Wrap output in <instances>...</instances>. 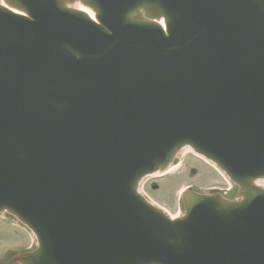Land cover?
Instances as JSON below:
<instances>
[{"label": "water", "instance_id": "95a60500", "mask_svg": "<svg viewBox=\"0 0 264 264\" xmlns=\"http://www.w3.org/2000/svg\"><path fill=\"white\" fill-rule=\"evenodd\" d=\"M6 1L34 22L0 13V211L33 229L41 261L264 264V192L250 184L264 176V78L245 68L264 69L239 58L264 33L228 25L238 0H87L100 26L63 0ZM140 7L167 36L135 20ZM183 142L246 201L190 195L174 223L141 205L135 182Z\"/></svg>", "mask_w": 264, "mask_h": 264}, {"label": "rangeland", "instance_id": "374dc122", "mask_svg": "<svg viewBox=\"0 0 264 264\" xmlns=\"http://www.w3.org/2000/svg\"><path fill=\"white\" fill-rule=\"evenodd\" d=\"M185 154H187V158L182 160L184 163L182 164L180 160L181 163L174 171L173 175L168 176V179L162 182L163 187L155 191L151 197L173 217L176 216L179 211V195L188 186H192L198 190H221L224 192L229 188L227 182L220 176L219 172L212 165L208 164L204 160H201L193 153H190L189 150H186ZM191 155L193 156V158L191 157L190 159L192 161H188V158ZM192 168L197 170V174L194 177H190V169ZM169 177H176L174 178L176 182L174 183L173 179ZM6 224L7 223H5V225ZM9 233L13 235L12 245H32V240L28 239L26 234L25 236L27 239L23 237L19 238L18 232L14 227L10 228ZM19 239L20 242L17 243Z\"/></svg>", "mask_w": 264, "mask_h": 264}, {"label": "flooded vegetation", "instance_id": "af4514ba", "mask_svg": "<svg viewBox=\"0 0 264 264\" xmlns=\"http://www.w3.org/2000/svg\"><path fill=\"white\" fill-rule=\"evenodd\" d=\"M0 264H5L4 262L0 261Z\"/></svg>", "mask_w": 264, "mask_h": 264}, {"label": "bare ground", "instance_id": "6f19581e", "mask_svg": "<svg viewBox=\"0 0 264 264\" xmlns=\"http://www.w3.org/2000/svg\"><path fill=\"white\" fill-rule=\"evenodd\" d=\"M84 11V10H83Z\"/></svg>", "mask_w": 264, "mask_h": 264}]
</instances>
